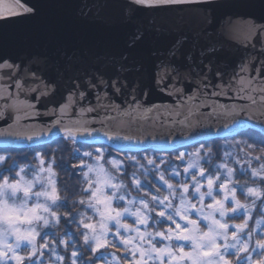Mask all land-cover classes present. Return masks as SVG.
<instances>
[{
    "label": "snow or ice",
    "instance_id": "snow-or-ice-1",
    "mask_svg": "<svg viewBox=\"0 0 264 264\" xmlns=\"http://www.w3.org/2000/svg\"><path fill=\"white\" fill-rule=\"evenodd\" d=\"M203 2L207 0H129L122 6L117 22L122 27L135 26L139 12L136 6ZM216 7L223 8L225 5ZM260 8L261 22L256 23L253 20L247 25L250 47L257 59L249 58L247 63H241L239 73L234 72L226 84L223 83L225 68L231 65L235 54L230 47L223 44L219 51L215 45L201 44L200 53L193 52L191 48L185 50L181 44L177 51L170 53V57L157 63L150 55L134 51V44L129 45L126 51H117L116 45L111 41L97 38L69 49L58 42L55 36L24 32L9 34L0 31V118H5V112L9 116L15 115L20 106H27L32 111L36 109V105L27 98L21 99L23 92H35L41 97H50L49 103L63 105L60 108L61 113L77 105L85 113L95 111L94 107H84L90 96H95L98 104L102 99L106 107L114 110L119 109V106L113 104L115 97L130 96L133 109L140 111L143 108L140 101L145 97L150 98L156 91L166 92L170 97L175 96L182 100L183 106L200 100L207 106L204 97L209 88L219 89L213 95L235 92L238 97H247L255 104L256 96L253 93L264 100V0H261ZM26 12L29 14L26 18L30 20H40L43 15L40 4L26 7ZM143 38V33L138 31L136 39L139 41ZM208 49L211 53L206 58L207 63L198 64L199 56ZM22 56L34 70L22 68L21 64L16 63ZM49 68L56 75L45 81L39 73L42 69ZM22 72L23 77L20 75ZM28 76L35 87L27 86L25 77ZM193 88L195 91H192ZM65 91L68 93L67 97L64 95ZM189 92L192 94L189 95ZM243 107L245 106H241L240 110ZM237 110L233 106L231 109L225 108V113L235 115ZM24 114L27 115L28 112L25 111ZM16 119H20L19 115H16ZM66 132L72 140V130L66 129ZM105 136L109 140L129 139L112 136L107 132ZM261 143L264 144V141ZM232 149L233 146L230 145L223 152H217L211 146L202 145L194 152L178 151L175 156L169 154L168 158L147 154V150L143 155L133 153L121 158L119 154L110 156L102 148L82 153L76 148L73 150L76 159L72 166L81 171L87 169L86 175L106 166L113 174H116L115 170L118 168L121 179H128V188L136 184L143 189L147 185L151 191L142 201L132 200L129 214L148 199H154L158 205L155 211H150L151 205L147 208L141 207V211L145 216L150 214L152 218L158 217L165 222L158 225L160 231L157 233L154 230L152 235H148L146 228H152V223L150 220L146 224L142 221L136 230L143 235L129 240L123 231H116L111 225L109 230L98 229L97 221L93 218L91 222L79 223L78 239L69 242L59 232L62 220L65 222L67 217H61L54 207L37 203L32 208L23 209V216L16 211L14 219L8 222H4L0 215V264H45L46 252L51 253L47 264H54L53 257L58 264H81V257H84V264H145L146 261L147 264H187L188 248L185 245L194 246L198 238L205 235V227L210 235L206 245L199 251L207 258V264H264V229H260L264 222L256 220L254 212H250L247 204L243 203L246 191L252 193L249 199L255 202L257 189H245L237 183L245 177H251L252 181L259 180L264 184V175H258L264 171V147L239 142L235 144V150ZM255 152L260 154L254 155ZM9 159L0 155V171L5 167L9 169L0 176V181L7 183L6 177H10L15 181L11 186L27 196L32 195L37 184L41 189L48 185L50 190L46 194L51 197L55 191L56 203H59L57 182L53 179L58 175L55 170L58 162L54 156L40 153L33 157L36 163L35 170L31 171L32 180H25V177L33 166H29L27 171L18 166L19 170L15 171L7 164ZM43 173H47V176H43ZM145 177L148 179H143ZM206 191L207 196L204 195ZM160 192H166L167 199L162 200ZM222 195L223 199L220 198ZM176 197H180L187 208L180 215L173 211L180 203ZM103 199L107 203L109 198ZM129 199L131 197L125 193L120 198L119 206L113 202L111 215L118 217L120 208ZM260 203L264 204V197H261ZM169 204L171 207H165ZM216 208L231 209V212H212L215 223L205 226L209 212ZM256 211H260L259 206ZM248 216L251 220L245 223ZM229 219L236 220V223L229 224ZM253 219L259 229L255 238L251 234ZM131 227L135 228V225ZM50 228L55 229L52 236L47 231ZM117 239L119 243L116 242ZM156 240L164 245V249L156 244ZM61 245L64 254L59 251ZM153 247L155 251L149 260L145 253ZM193 250H196L195 247ZM162 251L164 255L157 260V254Z\"/></svg>",
    "mask_w": 264,
    "mask_h": 264
},
{
    "label": "water",
    "instance_id": "water-1",
    "mask_svg": "<svg viewBox=\"0 0 264 264\" xmlns=\"http://www.w3.org/2000/svg\"><path fill=\"white\" fill-rule=\"evenodd\" d=\"M128 2L0 0V31L55 36L69 49L97 38L111 41L117 51H126L129 45L134 44V51L150 55L157 63L170 57V53L177 51L181 44L185 50L191 48L197 53L201 52V44L215 45L217 51L223 44L235 54L231 65L225 68V84L234 72L239 73L241 63H247L249 58L257 59L250 47L247 25L253 20L261 22V0H207L203 3L136 6L139 9L136 25L122 27L117 19L122 6ZM33 4L42 7L40 20L26 18L29 15L26 7ZM217 5L225 7L217 8ZM138 31L144 35L139 41L136 39ZM210 53V49L205 50L197 63H207ZM16 63L22 68H33L23 56ZM20 75L23 77V72ZM39 75L47 81L56 73L49 68L42 69ZM25 80L28 87L36 86L30 76ZM218 90L208 89L204 97L207 106L203 100L183 106L182 100L175 96L156 91L150 98L140 101L143 105L140 111L133 109L130 96L115 97L113 104L119 106L118 110L106 107L102 99L98 104L97 98L90 96L84 107H94L95 111L88 113L83 112L79 105L61 113L63 105L49 103L50 97L23 92L21 99L27 98L36 105V109L32 111L27 106H20L12 116L5 112V118H0V148L28 149L46 146L62 138L70 140L66 129L72 130L73 141L93 146L106 145L120 154L145 150L168 154L216 139L234 138L248 130L264 135V100L259 95L252 94L256 96V103L252 104L247 97H238L235 92L219 96L212 94ZM64 95L67 97V91ZM233 106L238 109L236 114H226L225 108ZM241 106H245L243 110H240ZM16 115H19V120ZM105 132L129 139L109 140Z\"/></svg>",
    "mask_w": 264,
    "mask_h": 264
},
{
    "label": "clouds",
    "instance_id": "clouds-1",
    "mask_svg": "<svg viewBox=\"0 0 264 264\" xmlns=\"http://www.w3.org/2000/svg\"><path fill=\"white\" fill-rule=\"evenodd\" d=\"M21 166L27 171L28 166ZM87 171L88 170L85 169L79 172L80 179L72 181L71 183L65 181L63 186H57L59 192V203H56L57 197L55 191L52 192L51 197L46 194L50 190L48 185H46L43 189L40 187L36 188L31 196H27L23 191H18L16 187L11 186L15 184V181H13L10 177H6V180L8 181L7 183L0 181V215L3 216V221L8 222L14 219V213L16 211H19L20 215L23 216V209L32 208L39 203L41 206L47 205L49 208L54 207L61 217H67L65 223L60 225V234H63L67 227H71L75 230V233L78 236V224L82 222H91L93 218L97 221L98 229L109 230V225H111L112 229L116 231H123L124 236L129 240L137 239L143 235V233L136 230L139 228L142 221L146 224L147 221L150 220L152 223V228H146L148 235H152L154 230L157 233L160 231L158 225L165 222L159 220L158 217L152 218L150 214L145 216L144 212L141 211V207L147 208L148 205L152 206L150 211H155L158 205L155 203L154 199H148L145 204L137 206L135 211L129 214V208L132 205V200L134 199L138 202L142 201L144 197L148 195V192L151 191V189L147 188V185L143 189L139 188L136 184H134L132 188H128V179H121L118 168L115 170L116 174H113L106 166H102L99 171H96L91 175H86L85 173ZM258 175H264V171L259 172ZM53 179L55 180L54 177ZM143 179L148 178L145 177ZM25 180L27 179L25 178ZM237 183H239L242 187H245V189L248 187L257 189L255 202H252L249 199L252 196V193L246 191L243 203L247 204L250 212L255 213L256 220L264 222V204L260 203L261 197H264V184H261L259 180L252 181L251 177H245L237 181ZM157 191H159V189H157ZM125 193H127V196L131 197V199H129L125 205L120 208V215L118 217L111 215L110 209L112 208V203L114 202L116 206H119L120 198ZM159 195L162 200L167 199L166 192H160ZM204 195H208L207 191ZM106 197L109 198L107 203H105L103 199ZM220 198L223 199L224 196L222 195ZM176 199L180 200V197H176ZM30 201L31 204H29ZM258 206L260 211H256ZM165 207H171V205H165ZM173 211L177 215H180L181 211H187L185 202L180 200L179 205L173 209ZM222 211L230 213L231 209H212L209 212L208 217L205 219L206 225L208 223H215V220L212 218V212L219 213ZM41 214L43 215V213ZM249 220H251V217H246L245 223ZM256 220L251 233L254 238L257 228ZM228 223L235 224L236 220L229 219ZM133 224L135 225V228L131 227ZM203 231L205 232V235L199 237L194 246L187 244V264H207V258L203 257L199 249L206 245L207 237L210 234L207 232L206 227ZM68 241L73 242L71 238H68ZM116 242L119 243L120 241L117 239ZM156 244L159 245L161 249H164V245L159 240H156ZM193 247H195L196 250H193ZM154 251L155 248L153 247L145 253V255H148L149 260L152 259V253ZM163 255V251L158 253L156 259L159 260ZM81 264H84V259L81 260ZM145 264H147V261Z\"/></svg>",
    "mask_w": 264,
    "mask_h": 264
},
{
    "label": "trees",
    "instance_id": "trees-1",
    "mask_svg": "<svg viewBox=\"0 0 264 264\" xmlns=\"http://www.w3.org/2000/svg\"><path fill=\"white\" fill-rule=\"evenodd\" d=\"M262 141H264V135L254 130H248L234 138H228V139H223V140L216 139L208 143H201V144L195 145L193 147L182 148L178 151L185 152V153L194 152L202 145L211 146L217 152H223L225 147L231 145L233 146L232 150L234 151L235 144L239 142L254 143L259 147H264V144L261 143ZM241 147H243V144H241ZM76 148H79L81 153L83 151H93L96 148H102L110 156H115L119 154L121 158H123L126 154L127 155L133 154V153L120 154V153L115 152L113 149H111L110 147L106 145H102V146L86 145V144H82V143H78L72 140H66L62 138L46 146L32 147L28 149L0 148V155L10 158L7 161V164L11 165L12 169L15 171H18L19 169L18 166H21V165L28 166L27 168H29V166L34 167L36 162L33 160V157L37 154L43 153L49 157L54 156L58 162L57 165L55 166V170L58 173L57 186L60 187L65 184V181H68L69 183H71L72 181L80 179L79 172L81 170L72 166L76 159V157L73 155V150ZM176 152L163 154V153H157L155 151H147V154H156L157 156H164L168 158L169 154H171V156H175ZM138 154L143 155L145 154V152H141ZM259 154H260L259 152L254 153V155H259ZM7 171H9V169L5 167L3 171H0V176L4 175V173ZM254 217L256 219V215ZM64 223L65 222L62 220V224ZM251 226H254V222L251 223ZM47 231H48L49 236H52V234L55 232V229L50 228ZM63 235H65L67 239L71 238L72 241H76L78 239V236L76 235L75 230L71 227H67L65 231L63 232ZM59 251L61 254H64L62 245L60 246ZM47 258H48V255L45 256V259ZM82 259H84V257H81V260ZM45 264H46V261H45Z\"/></svg>",
    "mask_w": 264,
    "mask_h": 264
},
{
    "label": "rangeland",
    "instance_id": "rangeland-1",
    "mask_svg": "<svg viewBox=\"0 0 264 264\" xmlns=\"http://www.w3.org/2000/svg\"><path fill=\"white\" fill-rule=\"evenodd\" d=\"M188 153H191V152H188ZM255 166V165H254ZM28 169V168H27ZM19 170V169H18ZM33 170H35V167H33L30 171H28V175L25 177L27 180H32L33 179V176H32V174H31V171H33ZM43 176H47V173H43L42 174ZM242 175V174H241ZM55 178V180H56V182H58V179H57V175L54 177ZM17 179H19L18 177H17ZM40 187V185L39 184H37L36 185V188H39ZM29 204H31V201L29 202ZM241 215H243V213H241ZM254 216H255V213H254ZM130 219V218H129ZM255 223V220L253 219L252 221H251V223ZM181 223H183L182 221H181ZM205 226H206V223H205ZM24 227H27V226H24ZM251 227H253V226H251ZM260 229H264V223H262L261 225H260ZM259 234V229H257L256 228V231H255V236L256 235H258ZM185 247L187 248V245H185ZM46 255H48V257L51 255V253H48V252H46ZM53 259V261H54V264H58V262H55V259H54V257L52 258ZM45 261H46V264H47V259H45Z\"/></svg>",
    "mask_w": 264,
    "mask_h": 264
}]
</instances>
